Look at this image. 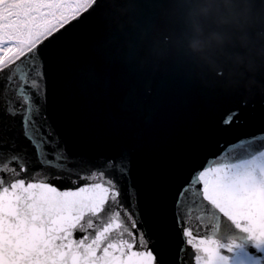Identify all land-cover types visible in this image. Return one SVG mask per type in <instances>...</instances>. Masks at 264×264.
Returning a JSON list of instances; mask_svg holds the SVG:
<instances>
[{"label":"snow or ice","instance_id":"obj_1","mask_svg":"<svg viewBox=\"0 0 264 264\" xmlns=\"http://www.w3.org/2000/svg\"><path fill=\"white\" fill-rule=\"evenodd\" d=\"M89 3L0 0V264H264V132L205 154L150 87L86 86Z\"/></svg>","mask_w":264,"mask_h":264},{"label":"water","instance_id":"obj_2","mask_svg":"<svg viewBox=\"0 0 264 264\" xmlns=\"http://www.w3.org/2000/svg\"><path fill=\"white\" fill-rule=\"evenodd\" d=\"M244 7L230 15L209 0H93L63 43L78 55L71 67L86 86L150 87L184 117L182 139L206 140L208 154L264 132V0H252L249 13ZM220 33L232 38L223 48L212 40Z\"/></svg>","mask_w":264,"mask_h":264},{"label":"clouds","instance_id":"obj_3","mask_svg":"<svg viewBox=\"0 0 264 264\" xmlns=\"http://www.w3.org/2000/svg\"><path fill=\"white\" fill-rule=\"evenodd\" d=\"M209 2L216 3L217 11H220V5L222 4L230 15L239 14V5L242 2L246 5V7L242 9L244 13H249L252 11V0H209ZM238 39L240 40L241 44L247 43V38L245 36H240ZM212 40L215 42V45L220 48H223L225 44L232 42L231 36L227 33L213 34ZM192 47L197 51L203 50L199 42L194 43Z\"/></svg>","mask_w":264,"mask_h":264},{"label":"rangeland","instance_id":"obj_4","mask_svg":"<svg viewBox=\"0 0 264 264\" xmlns=\"http://www.w3.org/2000/svg\"><path fill=\"white\" fill-rule=\"evenodd\" d=\"M92 1H93V0H90V3H89V5L91 4V2H92ZM89 5H88V6H89Z\"/></svg>","mask_w":264,"mask_h":264}]
</instances>
